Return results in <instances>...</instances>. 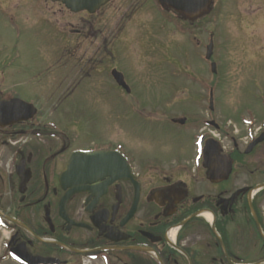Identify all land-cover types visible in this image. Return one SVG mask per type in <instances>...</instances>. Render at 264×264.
I'll list each match as a JSON object with an SVG mask.
<instances>
[{"label": "flooded vegetation", "instance_id": "1", "mask_svg": "<svg viewBox=\"0 0 264 264\" xmlns=\"http://www.w3.org/2000/svg\"><path fill=\"white\" fill-rule=\"evenodd\" d=\"M117 1L73 13L52 0H0V33L8 36L0 38L8 53L0 55V264H264V0H212L194 18L158 0H120L119 27L108 13ZM53 5L61 7L66 56L80 64L55 84L52 72L22 63L20 51L34 31L48 39ZM138 7L156 34L182 23L205 39L180 36L184 52L171 55L179 65L167 70L156 42L141 69L143 25L125 33L124 22ZM214 13L224 35L220 69ZM131 44L129 76L120 62ZM185 57L208 67L204 79L185 71ZM155 69L158 92L173 97L151 105L139 94ZM217 69L224 95L240 94L229 111L216 103ZM234 73L237 86H229ZM183 80L204 95L180 111L174 97ZM246 90L254 106L241 101ZM75 96L85 103H70ZM15 100L34 112L5 108Z\"/></svg>", "mask_w": 264, "mask_h": 264}, {"label": "rangeland", "instance_id": "2", "mask_svg": "<svg viewBox=\"0 0 264 264\" xmlns=\"http://www.w3.org/2000/svg\"><path fill=\"white\" fill-rule=\"evenodd\" d=\"M119 4H120V0H118L116 3H113L109 7V11H108V13L111 12V14L115 13L116 22H117L118 27L120 26V21H121L120 18L122 17L121 13L116 12V9L119 8ZM53 6H54L53 10L56 13H54V15L52 16V22L54 23L53 25H51V30H50L48 39L45 38L44 33L43 34L41 33V30L34 31L31 36L32 38L31 44L28 45L27 42L24 40L26 37L23 38L21 42L20 51H21V58H24L23 59L24 62L22 63L26 64L29 67V69L32 71L36 70L37 72L44 73V70H48L49 72H52L49 74H52L53 79H51V81L55 84L56 82H61L60 79L55 80L56 76L57 77L65 76V78L68 76L72 77L71 76L72 71H78L80 64L77 62V60L73 59L72 57L66 56V54H68L66 51V48H67L66 44L65 43L63 44L62 42H60V39L62 38L63 27H64L60 25L62 13L60 12L59 9L61 7L60 5L59 6L53 5ZM156 16H157V13H156ZM165 17H169L170 19L172 18L171 15H166ZM211 18H212V25L209 24V28H211L214 33V43L216 46V49L214 51L215 52L214 60L218 62V67L220 69L221 63H222L221 62L222 37H224L223 27L221 25V20L219 16L217 15V13H214L211 16ZM152 19L153 18L148 11L142 9L141 7H138V9L135 10L134 15L133 16L130 15V17L125 19L124 21L126 22L125 33L128 32V30L132 29L133 28L132 25H135L136 23L137 24L141 23L143 25L144 34H142V37H145L143 41L146 43V46H147V52H146L147 55L140 58L139 60L141 69L142 68L149 69L147 67L149 63L148 57L153 55V51L151 50V47L154 48L156 42H158L159 44L158 46H156V48L159 51V54L163 55L162 57L166 58V60L164 58L165 62L162 63V65H165V69L167 70L169 65H173V66L179 65L178 62H176L178 61V59L177 58L172 59L171 55L173 53H177L176 56L180 57L179 53L184 52L183 46L185 43H182L183 38L180 36H188L190 35V33H193V34L195 33L198 39L199 38L202 40L205 39V34L201 30H198L197 28H190L188 25L182 24V23L179 24V27L176 30L170 25L164 24V31H162L161 33L158 32L156 34L155 25L153 24ZM74 23L77 24L79 23V21H74ZM235 34L236 32H233L234 37L237 35ZM7 37L8 36L4 34V32L3 34L0 33V38L4 39ZM234 37L231 36L230 38L234 40ZM178 39H179V42L176 41ZM128 41L132 42L133 45H135L136 43L134 38H132L131 36H130V40ZM132 44H131V47L129 48V52L123 55L125 59L124 60L122 59L120 62L121 68H123V70L129 76H130L129 71L131 70L129 68V64L132 59L129 57V55H132V53L135 55L133 51L134 49H132L133 47ZM233 44L234 43H232L231 45L233 46ZM189 52L193 55L194 50L192 47H190ZM4 54H8V53H3L0 48V55H4ZM185 60L188 61L189 63L186 62ZM185 63H188V65L191 66V69L185 67L187 66V64ZM181 64H182L181 66L185 67L184 68L185 71L193 72L194 74H196L197 77H203V79L205 77L204 73L206 71L209 72L208 67H206L205 64L202 61H200L197 57L194 58L193 60H189L188 57H185ZM217 71H219V73L212 74L213 86L216 87V88L213 87L214 91H216V103L218 104L219 108L228 109L229 111L231 110L229 102L233 103L234 105L236 103H239L240 94L236 93L235 92L236 90H235L234 92L229 91L228 94L225 93L224 95V93L222 92V85L217 87L214 82L216 80L221 79V70L217 69ZM160 73L161 72H157V69H155L154 71H151V75H152L151 82L148 83V85H144L148 87H143L144 90L141 92L142 94H139V98L143 103H149L152 105L153 103H157V102L158 103L165 102L167 98L173 97L171 95L168 97L167 94H160L158 92L159 85H160L158 82V77ZM256 77H257V74H254V79ZM236 78H237V75L235 73L230 75L228 81H230L231 83L229 84V86L230 85L237 86ZM183 83L184 84H182L183 86L182 88L184 89H182V91L184 93L183 94L181 93L174 97L175 101H178L181 99L180 101L177 102L179 104L178 108L180 111L182 109L181 105L189 101L186 99H193V98L197 99L200 96L204 95L197 88H194L197 83L192 81V83L190 84V83L185 82L184 80H183ZM245 83H246V89H250V90L254 89L255 84L252 81V79L246 80ZM249 92H250L249 90H246L244 92L245 95L242 97L241 101L243 102V104H247V105L250 104L249 106H254L255 104H251L253 103V100H252L253 96L251 94H248ZM81 98H77V96H75L73 99H69V102L74 103L76 105L77 103H80V104L85 103V101L83 100L84 97H81ZM69 102H66V103H69ZM86 102H92V100H88ZM226 103H228L227 107H226ZM221 104L222 106L220 107ZM121 125H124V124H121ZM107 127H108V123H102V124L97 125V128L101 132H104Z\"/></svg>", "mask_w": 264, "mask_h": 264}, {"label": "water", "instance_id": "3", "mask_svg": "<svg viewBox=\"0 0 264 264\" xmlns=\"http://www.w3.org/2000/svg\"><path fill=\"white\" fill-rule=\"evenodd\" d=\"M55 3H61L64 7L70 10L73 13H80V12H89L95 13L106 4H108L111 0H52ZM212 0H158L159 5L162 8H169L179 12L181 15L187 18H194L200 16L202 13L208 10L210 3ZM212 48L213 45H210L207 60L211 59L212 56ZM213 71L214 65H213ZM122 79V75H118ZM119 79V78H118ZM10 107L12 110H19V111H31L30 108L33 106L20 101L15 100L9 103H5V108ZM33 108V112H34ZM32 112V111H31ZM32 112V113H33ZM82 156H89L94 158L93 154H82ZM81 156V157H82ZM81 158L76 156V161H80Z\"/></svg>", "mask_w": 264, "mask_h": 264}]
</instances>
